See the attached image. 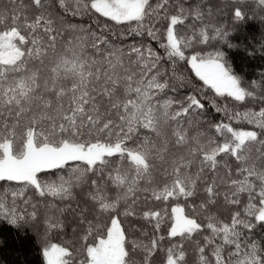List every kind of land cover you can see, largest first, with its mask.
<instances>
[{"label":"snow or ice","instance_id":"snow-or-ice-1","mask_svg":"<svg viewBox=\"0 0 264 264\" xmlns=\"http://www.w3.org/2000/svg\"><path fill=\"white\" fill-rule=\"evenodd\" d=\"M257 2L264 7V0ZM6 3L7 8L0 7V182L20 187L0 191V219L17 227L37 219V204L26 195L29 188L43 202L49 196L74 199L73 188L85 187L89 207L80 208L78 214L71 209L68 221L83 233L84 258L79 264H186L185 241L194 246L199 264H210L205 255L209 246L214 264H264L255 243L242 247L243 233L238 230L264 226V108L228 115L227 106L214 105L229 120H246L260 131L207 122L215 132L209 135L200 130L205 122L198 117L205 104L198 92L175 101V109L172 99H156L169 83L158 79L163 69L151 48L142 44L124 48L64 19L65 14L94 11L116 24L136 22L131 32L153 39L156 23L166 20L167 44L160 47L167 49L169 60L187 59L195 76L216 96L237 102L255 99V93L222 62V52L185 57L181 44L190 47L191 40L178 39L175 28L189 15L201 19L199 8L189 13L177 5L175 14H169V0H158L154 6L150 0ZM233 18H245L241 7L234 8ZM64 32L70 38L61 41ZM199 35L200 43L208 42L204 29ZM226 35L216 28L212 38ZM252 87H257L255 82ZM69 162L74 167L66 177L40 178ZM241 193L247 194V202L234 210L241 205ZM8 196L10 205L5 203ZM46 206L60 215L43 220V261L72 264L73 251L48 238V232L64 228L62 217L69 206ZM216 211H226L230 222L220 221ZM166 217L165 235L160 230ZM140 220L152 224V235L142 232L147 243L129 238L138 231L132 224ZM205 231L210 235H203ZM194 233L203 235L202 243L193 240ZM176 237L180 242L164 246L166 239ZM216 237L223 244H217ZM224 245L234 249L227 260Z\"/></svg>","mask_w":264,"mask_h":264},{"label":"trees","instance_id":"trees-1","mask_svg":"<svg viewBox=\"0 0 264 264\" xmlns=\"http://www.w3.org/2000/svg\"><path fill=\"white\" fill-rule=\"evenodd\" d=\"M158 0H150V4L153 6ZM169 14H175L176 6H183L189 13L193 12L195 8H199L202 18L196 19L194 15H189L185 19L184 24H178L175 28V32L178 39H182L185 42L191 40L190 47H184L181 44V50L184 51L185 57L199 52L201 55H206L209 52H222L223 61L227 67H230L232 74L238 76L242 81V86L248 88V90L255 93V99L247 98L243 102L234 101L227 96H216L214 90L209 86L204 85L198 77L195 76L194 71L191 69L187 59L180 60L178 57H174L169 60L167 57V49L160 47L161 44H167L166 38V20H160L156 23L157 36L155 39L143 35H135L131 32L132 28H136V22H130L127 24H116L110 21L108 18L102 17L94 11H88L79 15H67L64 19L67 23L76 24L95 31L98 35H105L110 41L116 45L127 48L131 44H142L151 48L153 52L160 58L158 68L163 69V74L158 79L163 82L168 80L169 88L161 92L156 99L169 98L174 101L172 109L177 107L175 101L183 100L187 94L198 92V97L202 99L205 104L204 114L198 118L205 123H202L200 130L207 131L209 135H215L214 129H210L207 126V122L215 124L217 122L230 123L233 128L243 130L260 131L254 124H248L246 120H229L228 115L234 113L245 112H259L261 108H264V7L259 6L257 0H169ZM241 7L245 12V18L242 20H235L233 18V11L235 7ZM0 7L7 8L6 0H0ZM107 25L105 28L104 26ZM222 28L227 35L224 39L219 37L213 39L215 35V29ZM201 29L209 36L207 43H200L202 37L199 35ZM65 37L70 38L68 32L62 33L60 40L63 41ZM89 54L92 53L91 48L88 49ZM174 68V72H173ZM253 82L257 87H252ZM175 88V91H172ZM222 109L227 106V113L224 111L217 112L216 107ZM189 134L192 132L190 130ZM115 159V158H113ZM220 159L219 157L217 158ZM230 165H232V158H227ZM159 166V165H158ZM234 167V165H232ZM74 167L73 162H69L62 169H53L40 174V178L46 181H57L60 176H67L70 170ZM143 186V182L142 185ZM20 186L15 182L3 183L0 182V191L4 189H18ZM73 197L66 198L65 200H59L55 197H45L43 202L38 198L34 190L29 188L26 195L31 197L33 203L37 204V219L28 224H22L20 227L8 223L6 219H0V264H45L42 258V243L41 236L45 229L43 227V220L45 214L52 216H59L60 214L56 209H51L46 206L47 204L54 203L57 208H63L69 206V211L65 212L63 219L65 226L61 230H53L48 232V238L52 242L59 243L62 246L69 247L70 251H73L72 264H79V261L83 259L81 254V240L80 236L83 234L81 229L77 227L75 223H69V219L73 215L71 209H76V213H79L80 208L89 207V204L85 203L86 188H73ZM111 197L114 193L109 192ZM241 205L234 208V210H240L247 202V194L241 193ZM10 196L5 198V203L10 205ZM79 206V207H78ZM17 207L20 213H23L24 206L17 200ZM32 211L31 207L27 209ZM186 214L188 209L186 208ZM55 213V214H54ZM57 213V214H56ZM217 218L224 222H230V216L226 211H216ZM243 216V213H242ZM133 221L135 217L131 218ZM198 222L207 223L206 220ZM253 223H256L253 220ZM138 231L132 239H140L145 243L148 242V238L142 235V232L147 231L149 235H152V224L146 221L140 220L132 224ZM168 227L167 217L165 223L161 225L160 234L166 235V228ZM243 233L241 237L242 247L245 244L255 243L259 249L258 255L264 258V226L257 224L251 231L245 230L242 227L238 229ZM203 235H210L208 231H205ZM203 235L193 234V240H199L203 242ZM181 238H172L171 241L166 239L164 246H170L173 242H180ZM217 244H223L220 237L215 238ZM91 242V238L90 241ZM211 248L205 249V255L208 257L210 264H214V257L211 256ZM184 249L186 252L185 261L186 264H199L197 252L191 242H184ZM234 250L232 246L224 245L222 255L227 260L229 251ZM236 257H233V261Z\"/></svg>","mask_w":264,"mask_h":264},{"label":"rangeland","instance_id":"rangeland-1","mask_svg":"<svg viewBox=\"0 0 264 264\" xmlns=\"http://www.w3.org/2000/svg\"><path fill=\"white\" fill-rule=\"evenodd\" d=\"M55 214V213H54ZM57 214V213H56ZM47 215H50V214H45V216H47Z\"/></svg>","mask_w":264,"mask_h":264}]
</instances>
